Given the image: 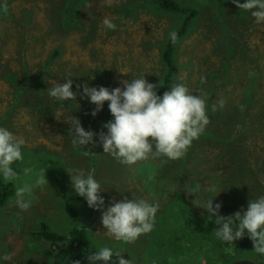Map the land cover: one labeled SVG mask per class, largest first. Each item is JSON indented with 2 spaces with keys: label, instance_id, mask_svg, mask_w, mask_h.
<instances>
[{
  "label": "rangeland",
  "instance_id": "374dc122",
  "mask_svg": "<svg viewBox=\"0 0 264 264\" xmlns=\"http://www.w3.org/2000/svg\"><path fill=\"white\" fill-rule=\"evenodd\" d=\"M0 1L4 5L10 3L11 7L8 9L17 17L23 15L25 8L33 11L31 21L16 25L14 16L4 14L2 9L6 7H0V60L4 64L0 66V117L5 114L0 126L8 128L26 142L22 148L23 159L13 164V169L19 173L13 182L16 188L23 184L34 185L40 176H45V183L33 187L32 194L25 196V199L31 201L28 209L22 210L17 206V197L0 208V256L10 255V260L2 264H52L53 246L38 233L42 222L60 233H67L74 226L84 227L98 245L117 247L122 252L121 256L132 259L133 264H170L162 262L163 257H173L168 249L152 255L147 253L142 245L145 236L143 234L131 244H119L105 237L101 210L89 208L84 199L82 205L74 203L67 172L69 169L95 170V178L105 189L101 193L105 198V207L112 200L141 196L158 204L156 216L163 212L167 195L176 189H182L192 201L195 196L186 189L216 184L223 190L213 198V203H221L219 211L224 216L242 207L246 209L250 199L264 195V183H261L264 181V24L253 23L249 13L242 16L238 12L235 14L238 9L231 0H180L188 6L196 5L200 9V18L196 20L194 28L178 41L172 84L184 83L193 93L202 89L208 97L206 106L209 115V123L203 133L212 132L213 135L224 137L231 129H236L234 118L237 110H234L231 104L242 102L243 91L252 80L254 102L249 105V115L244 120L247 122L252 119V122L247 123L250 127L248 137L240 147L242 154L239 153L236 159L223 157V153L220 154V146L213 141L206 142L203 146L200 145L202 140L195 143L197 147L188 157V178H183L182 183L179 179L172 180V176L176 175L173 172L172 160L164 158L168 161L164 165L160 158L148 159L156 161L155 169L161 171L158 174L160 185H165L164 181L173 184L168 192H164V187H161L160 193L154 195L137 173V165L141 161L127 166L100 160L94 168L90 155L96 151L103 154L102 146L97 142L98 137L95 136L90 143L93 149L85 146L86 150L90 151L89 155L85 156L83 148H74L71 144V137L68 135L69 124L65 121L71 120L72 115L79 116L80 120L84 114L87 115L86 119L92 120L104 111L105 106L93 117L91 111L95 106L87 98H81L79 93L82 88L77 89V85L88 83L90 86L112 89L123 87L120 81L141 74H145L148 82L157 85L166 72L161 57L162 44L169 37V32L176 30L182 15L174 12H156L152 7L142 5L136 16L128 14L124 19H120L122 12L118 10V5L127 0H111L110 4L108 0H87L81 7L82 19L87 22V28H71L64 32L52 28L51 9L59 0ZM219 10L224 12L226 20L232 21L226 30L227 39L230 41L228 44L223 43L221 39L226 34L219 28L223 26L221 19H217ZM105 17L117 25L115 30H107L101 26ZM91 21L95 22V27L88 34L92 26ZM20 30L26 32L23 44L21 40L24 38ZM219 42L222 43L220 48ZM55 47H60L61 53L48 65ZM224 50L230 55H226ZM248 55L256 60L247 59ZM226 64L229 67L228 72L211 78L212 70ZM8 69L15 71L19 79L42 73L44 86L40 90H33L32 95L36 100L40 97L50 100V106L40 112V109H35L25 102L13 105V88L3 77ZM96 70L104 72L106 77H97L94 74ZM64 76H72V90L77 95L71 101L58 104L48 96L46 88L54 80L64 83ZM201 76L206 78L204 84L200 83ZM212 81L215 86L210 85ZM221 100L224 102L223 108L211 112L210 106ZM80 103L83 105H78ZM51 108L53 112H50ZM227 108L232 109L230 115ZM105 119L108 121L112 117ZM237 148L234 143L230 151H236ZM46 151L51 153L48 157L50 163L43 161ZM194 163L197 170L191 168ZM25 168L31 171L25 174ZM141 168L142 165H139L138 169ZM56 175L59 176L58 180ZM76 207L78 215L75 214ZM197 211L201 215L207 214L199 208ZM211 228V224H206L195 235V249L199 255L193 254L191 258L198 256L197 261L191 262L189 258L186 264H264V256L252 250V241L247 236L234 241V244L228 245L227 249L223 250L224 253H221L213 242L208 240L216 239ZM144 243L146 244V241H143ZM131 249L138 255L136 259L130 254L128 256ZM160 255L163 256L161 259ZM87 262L88 260L84 264ZM111 264H118V260L115 258Z\"/></svg>",
  "mask_w": 264,
  "mask_h": 264
},
{
  "label": "clouds",
  "instance_id": "9594fccd",
  "mask_svg": "<svg viewBox=\"0 0 264 264\" xmlns=\"http://www.w3.org/2000/svg\"><path fill=\"white\" fill-rule=\"evenodd\" d=\"M111 3V0H108ZM238 9L247 11L253 18V23L264 24V0H231ZM6 10V9H5ZM101 26L107 30H115L117 25L108 17L101 21ZM169 40L177 41V32H169ZM122 73V72H121ZM125 74V73H124ZM74 76V75H73ZM72 76H64L65 82L56 80L46 88L47 94L58 104H64L76 98L77 93L72 90ZM206 78L200 77L204 84ZM123 87L109 89L105 86H90L88 83L77 85L81 98H87L95 107L91 111L94 117L104 107H107L112 119L103 124V129L94 133L85 130L78 118L72 115L68 135L73 147L84 149L83 155L90 151L85 146L93 142L94 135L102 146L103 154L112 157L121 165L131 166L138 161L147 159L166 158L176 160L185 156L192 142L198 139L209 123L207 95L202 89L197 93L189 90L184 83H173L168 90L157 94L158 85L148 82L145 74L132 79L120 81ZM224 102L210 106L211 112L223 108ZM22 137L16 136L8 128L0 126V179L13 181L19 173L13 169L15 162L23 159L22 148L25 145ZM27 174L31 170L25 168ZM70 186L74 193L82 197L89 208L101 210V223L105 229L103 235L119 244H131L142 234L152 231L158 204L149 202L141 196L124 197L112 200L105 207V198L101 195L105 191L95 178L94 169L84 170L73 168L67 170ZM45 183V176H40L34 185L23 184L16 188V204L22 210L30 207V196L33 187ZM264 183V181H261ZM194 194L192 204L205 210L207 220L214 223V235L221 242H233L247 236L253 244V251L264 256V195L250 199L247 207L224 216L220 214L221 203H213V198L223 189L210 183L186 189ZM174 191V189H173ZM87 255L89 264H109L115 257L118 264H133L132 259H125L121 251L115 247L98 245ZM10 260L9 254L0 256V264ZM71 264H80L79 260Z\"/></svg>",
  "mask_w": 264,
  "mask_h": 264
},
{
  "label": "trees",
  "instance_id": "16d2710c",
  "mask_svg": "<svg viewBox=\"0 0 264 264\" xmlns=\"http://www.w3.org/2000/svg\"><path fill=\"white\" fill-rule=\"evenodd\" d=\"M220 1L226 2L227 0ZM86 2L87 0H59L58 2L54 3L51 9V18L53 19L52 28L54 27L55 29L61 31L63 30L64 32L71 28L85 30V28H87V22L82 19L81 7ZM241 2H243V0H241ZM142 5L150 6L156 12H174L182 15V19L180 20V23L177 24L175 30L177 32V41L175 43H172L169 40V37H167L165 42L162 44L161 57L166 72L164 73L163 78L157 83V94L160 95L164 91L168 90V87H171L172 85V78L174 76L173 72L176 68L175 51L178 41L181 37L187 35L190 30L194 28L196 20L200 18V9L196 5L188 6L186 4H183L180 2V0H127L125 2L123 1L122 4L118 5V10L122 12L120 19H124L128 14L132 15L133 17L136 16L138 14V9L142 7ZM2 6L6 7V10L2 9L4 11V14H7L10 17L14 16L10 13V9H8L11 7L10 3L4 5V3L0 1V7ZM22 12L23 15L19 17L14 16V19H16V25H22L23 22H28L32 20L33 11L31 9L25 8ZM237 12L241 16L245 15V13L248 14L247 11L242 9H238L234 13L236 14ZM223 15L224 12L219 10L217 19H221L220 22L223 26H220L219 28L224 33V35L226 34L221 39H223V43L228 44L230 43V41L227 39L226 30L232 24V21L226 20ZM91 22L92 26L90 27L91 29L88 31V34L93 31V27H95V22ZM20 34L24 38L23 40H21V43L23 44L25 41L26 32H22L20 30ZM221 44L222 43L219 42V48ZM60 53L61 48L55 47L52 50V57L48 60L47 64L49 65L52 62L53 58L58 56ZM224 53L226 55H230L229 53L225 52V50ZM247 59L251 61L256 60L255 57H252L250 55L247 56ZM228 64L217 70H212L210 73L211 78H217L223 75L225 72H228ZM2 65L4 64H2L0 60V66ZM24 69L25 66L23 68V75L25 71ZM94 74L97 77H106L104 72H102L101 70L94 71ZM3 77L13 88V105L17 103L22 104L25 102L35 109H40V112H43L45 108L50 106V100L46 99L45 97H40L38 100H36V98L32 95L33 90H40L44 86V77L42 73L37 76H26L25 79H19L15 71L8 69L3 74ZM210 85L215 86V82L212 81ZM243 95L244 99L240 104H231V106H234V110H237V113L235 114L234 118V121H236V129L233 131L231 129L230 133L224 137H219L217 134L213 135L212 132H209L203 133L198 139L194 140L191 146L188 148L187 153L184 157L172 160L173 172L176 174L172 176V180L179 179L181 180V183L183 178H186L187 180L188 177L186 176L188 175L187 172L189 170L187 167L189 160L188 157L190 155L189 153L197 147H195V143H199L200 140H202L200 143L201 146H203V144H205L206 142L208 143L211 141L218 144V146H220L221 148L220 154L222 155L223 153V157L227 156L228 159L230 158L229 160L238 158L239 153L242 154V151H240V147L243 145V143H245V140L248 137V129H250L247 123L252 122V119H249L247 122H244L245 118L249 115V105L254 102L253 100L255 96V91L253 88L252 80L248 82V86L243 91ZM107 104L108 102L106 101L104 103L105 107L103 113L97 115L92 120L86 119L87 115L84 114L83 117L80 119L82 127H84V129L86 130H92L94 133L103 131L104 129L102 126L105 122H107L105 118L111 117ZM78 105H83V103H80ZM53 108H51L50 112H53ZM227 112L228 115H230L232 113V109L227 108ZM2 117L5 118V114L1 115L0 121L3 120ZM234 143L238 148L236 149V151L232 152L230 151V149L231 145ZM87 147L92 148L93 146L89 144ZM50 154L51 153L48 151L45 152L43 156L44 162H49L50 159L48 157ZM90 156L91 163L94 168L97 167L98 162L100 160H105L109 162L113 161V165L117 164V162L115 163V160H113L112 157L107 156L106 154H102L100 151H96V153H92ZM160 159L161 162L164 163V165L166 162L168 163L166 159ZM30 160H32L31 157ZM155 163L156 161L147 159L139 163V165H142L141 169H138L139 165H137L138 175L144 182L147 183V186L151 189L152 192H154V195L160 193L162 189L161 187H164V192H168V189L173 186L172 183H169L167 181H164L165 185H160L158 181V178L160 176L158 174L161 173V171L158 168L155 169ZM191 168L193 170H197L196 164H192ZM198 176H200V173L198 174ZM56 178L58 180L59 176L56 175ZM196 184L197 183H195V185ZM15 192L16 186L13 181H5L3 179H0V208L4 205L6 206L8 202H10L16 197L14 195ZM72 196L76 205L84 204L83 198L77 196L74 193L73 189ZM75 214L78 215L77 207ZM206 217L207 214L201 215L198 213L197 208H195L192 204V201L186 197L182 189H176L172 194H169V196L167 195V199L164 203V210L163 212H159L158 215L155 217V225L152 231L143 234V236L145 235L143 241H146V244H143L142 241V245L146 248L147 253L150 255H152L153 253H158L159 251H162L164 249L170 250V252H172L173 259L171 257L168 259L160 255V259L163 257L162 262H169L170 264H186V262L189 260V258H191L193 254L199 255V252L195 249L197 242L195 235L199 232L200 228H202L206 224H211V229L215 228L214 223L210 220H207ZM40 225L41 229L38 231V233L42 236L43 239H46L53 246L52 249L54 251V255L52 256V264H71V261L76 260H79L80 264H84L87 260V255L90 254V251H95L94 248L98 246L96 241H93L90 238V236L88 235V230L84 227L74 226L67 233H60L53 231L44 222H42V224ZM208 240L212 241L215 247H217L221 253H224L223 250L225 248L227 249V246L230 245L229 243L221 242L217 238ZM109 247H113V245ZM133 250L134 249H131V251L128 253V256L131 255L134 259H136L138 255H136ZM197 258L198 256L195 259L191 258L190 261H197ZM114 259L115 257L112 261L109 262V264L113 263ZM170 259L172 260L170 261ZM87 264H89V262H87Z\"/></svg>",
  "mask_w": 264,
  "mask_h": 264
},
{
  "label": "bare ground",
  "instance_id": "6f19581e",
  "mask_svg": "<svg viewBox=\"0 0 264 264\" xmlns=\"http://www.w3.org/2000/svg\"><path fill=\"white\" fill-rule=\"evenodd\" d=\"M21 130V129H20Z\"/></svg>",
  "mask_w": 264,
  "mask_h": 264
}]
</instances>
